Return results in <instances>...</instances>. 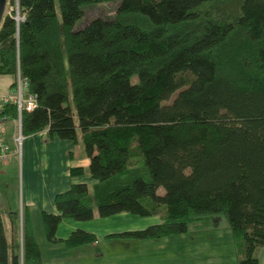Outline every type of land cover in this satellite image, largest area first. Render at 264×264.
<instances>
[{
  "label": "trees",
  "instance_id": "1",
  "mask_svg": "<svg viewBox=\"0 0 264 264\" xmlns=\"http://www.w3.org/2000/svg\"><path fill=\"white\" fill-rule=\"evenodd\" d=\"M56 1L58 9L55 0H10L0 21V75L11 78L10 92L19 73L36 100L22 113L23 137L47 130L77 144L80 136L89 165L69 175L94 182L54 197L56 213L41 214L46 241L69 250L93 244L85 230L57 231L95 212L157 217L108 237L138 241L183 235L222 215L238 264H261L264 0H238L235 12L218 8L232 0ZM112 2L113 18L74 30L85 7ZM0 117L5 130L15 105H3ZM133 143L140 167L131 164ZM10 220L7 238L0 212V264H43L27 213Z\"/></svg>",
  "mask_w": 264,
  "mask_h": 264
},
{
  "label": "crops",
  "instance_id": "2",
  "mask_svg": "<svg viewBox=\"0 0 264 264\" xmlns=\"http://www.w3.org/2000/svg\"><path fill=\"white\" fill-rule=\"evenodd\" d=\"M0 76L4 77L0 78V83H3V86L0 84V94H7L12 80L10 77ZM13 137L14 122L13 120H8L5 124V138L11 146V151H15ZM81 145L82 140L80 136L77 144H74L67 141L52 140L47 130H44L25 137L22 143L20 159L13 157L8 162L0 164V212L3 216L4 225H6L5 230L11 229L10 217L14 219L18 218L21 221V216L27 213L35 235V226L37 225L40 229L43 227L41 214L43 212L56 213L53 203L56 195L67 191L72 184L86 183L88 186L94 184L88 174L76 179L71 178L69 175V170L73 167H82L87 170L89 160L86 159ZM122 218L131 219L128 218V214H120L110 219ZM110 219H100L95 212L93 222H101L100 220H102V223L107 224L110 222ZM84 224L64 220L58 227L57 237L65 238L75 229H82L95 234L96 239H104V241L99 242L100 246L90 244L68 250L62 244L52 245V248H49V264H87V262L92 264L98 262L99 260L97 259L100 257H102L101 260L105 259V256L119 257L123 252L120 247L112 249V246L115 244L125 247L135 244V248H133L137 250L145 246L147 248L145 255L153 258L151 255L154 254V248L149 240L138 241L116 239L113 237L108 238L122 232L141 230L142 228L125 226L114 229L107 226L104 229L98 228L95 231L87 228V225ZM7 238H10V235ZM41 255L43 264H45L42 251ZM263 256V252H261L259 262L262 259L264 260Z\"/></svg>",
  "mask_w": 264,
  "mask_h": 264
},
{
  "label": "rangeland",
  "instance_id": "3",
  "mask_svg": "<svg viewBox=\"0 0 264 264\" xmlns=\"http://www.w3.org/2000/svg\"><path fill=\"white\" fill-rule=\"evenodd\" d=\"M9 1H6L4 14H9L12 8L9 5ZM56 9H58V3L55 0ZM118 3H106L93 6H87L83 9V17L75 24L74 30H79L88 25L93 19H111L114 17ZM238 0H232L230 2L219 5V9H227L232 12L237 10ZM16 17L17 18V10ZM3 14V15H4ZM19 19V18H18ZM0 78H4L1 77ZM1 82V81H0ZM3 86V83H0ZM5 95V94H4ZM82 148V145H81ZM132 159L131 164L134 167L142 166V160L137 152L136 143L132 144ZM131 166V165H130ZM127 215V214H125ZM9 216V215H8ZM128 218L122 219H110L109 223L104 224L103 221L96 222L93 220L85 222L87 228L97 230L98 228L104 229L105 227H135V228H146L149 225L158 223L157 217L152 218H139L128 215ZM105 220V219H103ZM20 222V220H19ZM83 224V223H81ZM6 226V225H5ZM202 226L203 228L199 227ZM144 227V228H143ZM19 240L21 238V225L19 223ZM43 227L41 229L36 225L34 228L35 237L44 255L45 264H49V248H52V244L47 242L44 236ZM9 231L6 229L7 236ZM102 231V230H101ZM95 235V234H94ZM99 237V236H97ZM106 240V239H105ZM104 239H97L93 244L99 245V242ZM109 241V239H107ZM154 248L153 258H149L145 254L147 248L142 246L140 249H134L135 244L123 245L115 244L112 249L121 248L123 252L119 257L116 256H105L106 258L101 260L102 257L98 258V262L92 264H238L239 257L237 254V248L232 238L231 231L227 225V222L222 215H216L210 217L207 220L193 223L189 226L188 232L183 235H171L161 240L153 241L149 240ZM51 244V245H50ZM134 247V248H133ZM99 249V248H98ZM69 250V249H68ZM263 252L264 248L258 253V260L260 253ZM240 256V255H239ZM264 258V256H263ZM260 263H264L262 259ZM87 264H91L87 262Z\"/></svg>",
  "mask_w": 264,
  "mask_h": 264
},
{
  "label": "built area",
  "instance_id": "4",
  "mask_svg": "<svg viewBox=\"0 0 264 264\" xmlns=\"http://www.w3.org/2000/svg\"><path fill=\"white\" fill-rule=\"evenodd\" d=\"M26 86V80L22 79L18 73L15 89L5 95H0V112L1 107L8 103L14 104L16 108V118L13 120L15 126L13 137L15 151H11V148L5 139L4 123L6 118L0 117V164L8 162L13 157H16L17 159H20L21 157L22 143L25 139L21 133L22 113L32 112L36 107L35 98L32 95H26L25 93Z\"/></svg>",
  "mask_w": 264,
  "mask_h": 264
},
{
  "label": "water",
  "instance_id": "5",
  "mask_svg": "<svg viewBox=\"0 0 264 264\" xmlns=\"http://www.w3.org/2000/svg\"><path fill=\"white\" fill-rule=\"evenodd\" d=\"M6 1L7 0H0V21L3 18L4 9H5V6H6ZM15 20L18 21V18H15Z\"/></svg>",
  "mask_w": 264,
  "mask_h": 264
}]
</instances>
